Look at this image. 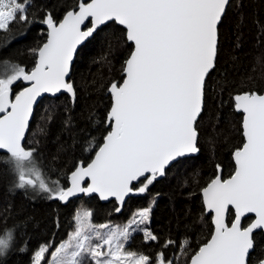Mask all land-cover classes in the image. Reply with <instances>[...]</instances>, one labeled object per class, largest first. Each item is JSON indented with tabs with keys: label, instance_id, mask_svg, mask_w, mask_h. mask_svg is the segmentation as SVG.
<instances>
[{
	"label": "snow or ice",
	"instance_id": "obj_1",
	"mask_svg": "<svg viewBox=\"0 0 264 264\" xmlns=\"http://www.w3.org/2000/svg\"><path fill=\"white\" fill-rule=\"evenodd\" d=\"M30 3L0 0V30L7 31L17 17L29 22ZM228 3L79 0L78 10L67 11L59 23L47 15L42 21L48 28L47 40L33 50L37 60L31 72L10 62H4L0 71V151H6L7 163L18 177L15 186L38 187L61 201L82 192L123 202L129 193L146 192L177 158L197 153L195 125L203 108L206 77L215 67L218 24ZM111 21L123 26L126 40L134 45L124 62L123 82H113L109 88L112 104L107 126L111 130L91 163L76 167L70 175L71 187L64 189L58 181L50 184L44 179L34 149H25L22 139L37 97L61 90L74 97L73 84L65 79L73 53L99 26ZM20 80L30 86L10 99L12 86ZM234 100L236 110L243 112L245 142L233 153L234 174L229 179L217 175L202 188L203 204L214 213L215 227L211 238L191 256L190 264H247L255 248L254 233L264 230V95L244 93ZM85 178L91 180L86 188L81 187ZM141 178L144 183L134 189L133 182ZM229 206L235 210L230 226L225 223ZM150 207L135 213L124 227L94 226L89 211L78 212L74 231L52 252L47 264H83L85 258L94 264H149L144 254L125 251V242L133 225L148 220ZM245 214H255L247 227L242 226ZM143 231L146 241L158 239L147 229ZM11 238V233L0 236V254L10 246ZM186 244L182 243V249ZM47 251V245L41 246L34 264H41Z\"/></svg>",
	"mask_w": 264,
	"mask_h": 264
},
{
	"label": "trees",
	"instance_id": "obj_2",
	"mask_svg": "<svg viewBox=\"0 0 264 264\" xmlns=\"http://www.w3.org/2000/svg\"><path fill=\"white\" fill-rule=\"evenodd\" d=\"M78 3L31 0L29 22L17 17L7 31L0 30V71L4 62H10L29 72L36 61L33 50L46 38L44 18L50 14L58 23ZM124 33L113 22L97 30L76 53L68 81L73 84L74 97L44 98L34 109L25 147L34 149L36 166L50 184L58 181L65 188L68 175L78 163H89L109 131L107 90L113 82L121 83L124 62L132 50ZM22 88L17 81L11 91ZM252 92H264V0H231L218 26L215 67L206 78L203 110L195 125L198 155L171 165L163 178L154 180L140 196L127 199L117 212L114 201L100 203L90 197L63 205L38 187H16L18 177L7 163L8 156L0 154V236L11 233L12 237L0 254V264H31L44 245L50 253L73 229L80 205L89 210L96 226L127 221L134 212L151 206L147 228L158 239L146 241L136 234L128 249L149 257V264L161 257L165 264H188L212 231L200 191L216 176L218 167L223 179L232 175L231 154L243 144L234 97ZM232 219L230 212L227 222ZM250 220L245 219L243 225ZM254 240L248 264H257L264 254V234L255 233Z\"/></svg>",
	"mask_w": 264,
	"mask_h": 264
},
{
	"label": "water",
	"instance_id": "obj_3",
	"mask_svg": "<svg viewBox=\"0 0 264 264\" xmlns=\"http://www.w3.org/2000/svg\"><path fill=\"white\" fill-rule=\"evenodd\" d=\"M230 1H231V0H229V2H230ZM228 4H229V3H228ZM226 8H227V6H226ZM76 10H78V8H77ZM63 17H64V16H63ZM63 17H62V19H63ZM62 19H61V20H62ZM61 20H60V21H61ZM111 22H113V23H115L117 26L121 27V28L124 30V32H125V29L123 28V26L118 25V24H117L116 22H114V21H111ZM111 22H106L104 25L99 26L97 30H99L100 28H102L103 26H105V25H107V24H109V23H111ZM58 23H59V22H58ZM219 24H220V23H219ZM219 24H218V26H219ZM85 25H87L88 27L91 26L90 23H89L88 21L85 22ZM85 25H82V26H81L82 30H86ZM97 30H96V31H97ZM96 31L93 33V35L96 33ZM47 32H48V28H47V26H46V38H45L44 43H45L46 40H47ZM93 35H92V36H93ZM92 36L89 37V38H87L86 40L82 41L79 45H77V48H76V50H75L74 53H73V58H72V60H71V62H70L69 73H68V75H67L66 78H65L67 82L69 81V76H70V73H71V68H72V65H73V62H74V59H75V56H76L77 51H78L79 48H80L81 46H83V45H84L89 39H91ZM125 38H126V37H125ZM127 43L131 45L132 50H133L134 45L132 44V42L127 41ZM42 45H43V44H42ZM42 45H41V46H42ZM132 50H131V51H132ZM130 53H131V52H130ZM129 55H130V54H129ZM128 57H129V56H128ZM36 60H37V55H36ZM35 63H36V61H35ZM34 66H35V64H34ZM33 68H34V67H33ZM33 68H32V69H33ZM32 69H31V70H32ZM31 70H30L29 72H31ZM123 76H124V72L122 71V78H123ZM207 76H208V75H207ZM206 78H207V77H206ZM122 82H123V79H122L121 83H122ZM20 83H21L22 86H23V88H22L20 91H22L25 87H29V86H30V82H26V81L20 80ZM110 86H111V85H110ZM110 86H109V88H110ZM109 88H108V90H107V93H108V95L110 96V107H109L108 113H109V111H110V109H111V104H112V97H111V93H110V91H109ZM20 91H18L17 93H19ZM17 93H13L12 91H10V97H9V98L14 100V98H15V94H17ZM60 95H66V96H68L69 98H73V96H72L71 94H69L68 92H66V91H64V90H61L60 92L55 93V94H52V93H42L39 97H37L36 101H35L34 104H33V111H32V114L30 115V118H29V125H30V122H31L32 117H33L34 109L36 108V106L38 105V103H39L42 99H44V98L54 99V98H56V97H58V96H60ZM261 95H264V92H263ZM202 110H203V108H202ZM233 110H234L235 113L241 115V135H242L243 143H244V142H245V138H244V136H243V126H242V125H243V112H242V111H238V110H236V108H235V100H234ZM108 113H107V116H108ZM201 113H202V112H201ZM0 115H3V114L0 113ZM200 115H201V114H200ZM200 115H199V116H200ZM107 116H106V126H107ZM198 118H199V117H198ZM29 125H28V127L26 128L24 138L22 139V145H23L24 147H25V140H26V137H27V134H28V130H29ZM107 127H108V126H107ZM110 130H111V129L109 128V131H110ZM102 144H103V140H102L101 145H102ZM101 145H100V146H101ZM100 146H99V147H100ZM242 146H243V144H242ZM242 146H241V147H242ZM99 147H98V149H99ZM25 149H27V148L25 147ZM98 149H97L96 151H98ZM96 151H95V153H96ZM235 151H236V150H235ZM235 151H233L232 154H231V159H232V162H233V165H234V171H235V160H234L233 153H234ZM95 153L93 154V157L91 158V160L89 161V163H91L92 159H94V157H95ZM0 154H4V155L8 156V154L6 153V151H0ZM197 155H198V152H197V153H193V154H187V155H185V156H183V157H179V158H177L174 162H171L170 166L173 165L174 163H176L177 161L181 160V159L193 158V157H195V156H197ZM87 164H88V163H87ZM87 164L83 165L82 163H78L76 167H78V166H84V167H86ZM170 166H168V167L166 168V170H167ZM76 167L72 170V172L75 171ZM234 171H233L232 174H234ZM72 172H71V173H72ZM71 173H70V174L68 175V177H67V186H66L64 189H67V188L71 187V180H70V175H71ZM149 175H150V174H149ZM217 175H220L221 178L223 179V177H222V171H221V168H219V167H218L217 170H216V176H217ZM216 176H215V177H216ZM215 177H214V178H215ZM230 177H231V176H230ZM230 177L225 178V179H229ZM161 178H163V176H158V177L155 179V181H156V180H159V179H161ZM214 178H213V179H214ZM141 181H143V178H141L139 181H134V182H133V185H132L133 188H134V186L138 185ZM90 183H91V180L88 179V178H85V180L81 182V187H85V188H86V187L88 186V184H90ZM206 186H207V185H206ZM206 186H205V187H206ZM134 189H136V188H134ZM137 189H138V188H137ZM141 194H142V193H137V192L129 193V194L124 198V201H123V202L117 201L115 197H111V196L108 197L107 199H101L98 193H89V194H85V193H82V192H77L75 195L68 197L67 200H64V201H61V200L58 199V198H55V199H56L59 203H61V204L64 205V204H67V203L70 202V201L78 200V199H81V198L88 199V198H90V197H96V198L99 200L100 203H108V202H110V201H114V203H115L116 206H117V209L119 208V209L121 210V208L123 207V205L125 204V202L127 201V199L132 198V197H138V196H140ZM200 197H201V202H202V206H203V209H204V214H205L206 216H209V217H210V224H211V227H212L211 234H212V232L214 231V227H215L214 224H213V216H214V213H209V211L205 208V206H204V204H203V194H202V189H201V191H200ZM229 208L231 209V206H229ZM117 209H116V211H117ZM120 210L117 211V212H120ZM230 212L233 213V219H234V218H235V210H234V209H231ZM230 212H226V214H225V223H226L228 226H230V225H231V222H232V221H231L230 223L227 222V220H228V215H229ZM248 218H250L251 221H250L247 225H245L244 227H247V226H248V225H249V224L255 219V214H245V217L242 218V226H243V221H244L245 219H248ZM233 219H232V220H233ZM258 232H261L262 234H264V230H256V231H255V233H258ZM255 233H254V234H255ZM210 238H211V235H210L209 239H210ZM209 239H208V240H209ZM197 251H198V250H197ZM251 252H252V251H251ZM190 259H191V257H190ZM190 259H189L188 264H190ZM247 264H248V260H247ZM258 264H264V254H263L262 259L259 261Z\"/></svg>",
	"mask_w": 264,
	"mask_h": 264
},
{
	"label": "rangeland",
	"instance_id": "obj_4",
	"mask_svg": "<svg viewBox=\"0 0 264 264\" xmlns=\"http://www.w3.org/2000/svg\"><path fill=\"white\" fill-rule=\"evenodd\" d=\"M142 185H140L139 187H141ZM82 211H89L86 207H84V205L82 206V205H80L79 207H78V209L76 210V213H75V216H76V214L78 213V212H82ZM138 211H136V212H134L133 214H132V216L129 218V219H127V221H123V222H110V223H106V224H103V225H109V226H111V227H124V226H126V225H128L129 224V222L131 221V220H133L134 219V214L135 213H137ZM74 216V217H75ZM148 223H149V218H148V220H146L143 224H138V225H133V229L134 230H132L131 231V235H130V237H129V239L125 242V251H127V252H131L129 249H128V245H129V243H130V240H131V238L134 236V235H136V234H141L142 236H143V238L145 239V236H144V231H143V229H147L148 230V228H147V226H148ZM74 224H75V221H74ZM94 226H96V225H94ZM98 226H100V225H98ZM74 231V226H73V229L69 232V233H71V232H73ZM100 231H106V229H100ZM69 233H68V236H69ZM68 236L66 237V239L64 240V241H66L67 239H68ZM63 241V242H64ZM61 244V243H60ZM60 244L58 245V246H56V248L57 247H59L60 246ZM106 247V246H105ZM56 248L54 249V250H52L50 253H45V258L41 261V264H47V262L49 261V260H51L52 259V252H54L55 250H56ZM40 249V248H39ZM38 249V250H39ZM134 253V252H133ZM34 257H35V254H34V256H33V259H32V263L31 264H34ZM83 264H94V262L93 261H91V259L90 258H85L84 260H83ZM155 264H160V259L158 258V260H156V262H155ZM163 264H165V263H163ZM168 264H170V263H168Z\"/></svg>",
	"mask_w": 264,
	"mask_h": 264
},
{
	"label": "flooded vegetation",
	"instance_id": "obj_5",
	"mask_svg": "<svg viewBox=\"0 0 264 264\" xmlns=\"http://www.w3.org/2000/svg\"><path fill=\"white\" fill-rule=\"evenodd\" d=\"M181 160H183V159H181ZM179 161H180V160H179ZM179 161H177V162H179ZM228 216H229V215H228ZM250 221H251V220H250ZM243 226H245V225H243ZM258 263H259V261H258ZM258 263H257V264H258Z\"/></svg>",
	"mask_w": 264,
	"mask_h": 264
}]
</instances>
